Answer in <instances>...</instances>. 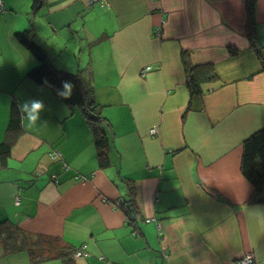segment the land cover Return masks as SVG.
<instances>
[{
  "label": "crops",
  "instance_id": "1",
  "mask_svg": "<svg viewBox=\"0 0 264 264\" xmlns=\"http://www.w3.org/2000/svg\"><path fill=\"white\" fill-rule=\"evenodd\" d=\"M2 1L0 264H34L23 236L85 246L71 264H264V203L241 173L264 125L249 40L264 52V0ZM24 31L51 69L90 83L106 165L81 109L31 75ZM204 66L192 94L189 69ZM28 100L45 105L34 127L17 109Z\"/></svg>",
  "mask_w": 264,
  "mask_h": 264
},
{
  "label": "trees",
  "instance_id": "2",
  "mask_svg": "<svg viewBox=\"0 0 264 264\" xmlns=\"http://www.w3.org/2000/svg\"><path fill=\"white\" fill-rule=\"evenodd\" d=\"M33 1L35 4L38 0ZM250 22V26H252L253 18L250 19ZM253 36L254 34L250 32L249 40L251 46L254 47L264 68V52L256 47ZM15 38L40 60L41 66L37 67L34 73H31L34 78L39 77L37 79L38 83L48 86L56 94L58 90H63L61 87L62 81L67 80L74 85L72 96L66 101L72 106H77L81 109L96 137V143L99 149L98 162L100 166L106 165L105 149L107 141L104 138L102 128L104 119L99 113L98 104L94 101L90 83L77 74L72 75L51 69L46 53L40 46L33 42L30 31L16 33ZM209 68V66H204L202 69H189L193 73L188 75L190 78L188 85L192 89V94H197L200 91V84L212 78L213 74L209 71ZM0 152L4 153V149ZM241 173L252 186L253 199L257 202L264 203V125L259 131L244 141L242 145ZM127 210L129 215L135 213L134 205L129 203ZM22 239L24 242L21 241V247L27 250L34 264L47 262L52 259H61L64 264H71L73 262V253L76 250L58 238L37 236L36 240L33 241L27 236H23Z\"/></svg>",
  "mask_w": 264,
  "mask_h": 264
},
{
  "label": "clouds",
  "instance_id": "3",
  "mask_svg": "<svg viewBox=\"0 0 264 264\" xmlns=\"http://www.w3.org/2000/svg\"><path fill=\"white\" fill-rule=\"evenodd\" d=\"M62 91H57V96L67 100L73 93L74 85L70 81H62ZM45 105L42 100L21 101L17 104V109L21 114L22 122H26L27 127H34L38 119L39 113L44 110Z\"/></svg>",
  "mask_w": 264,
  "mask_h": 264
},
{
  "label": "built area",
  "instance_id": "4",
  "mask_svg": "<svg viewBox=\"0 0 264 264\" xmlns=\"http://www.w3.org/2000/svg\"><path fill=\"white\" fill-rule=\"evenodd\" d=\"M97 1L98 0H91V3L94 4ZM98 2L100 4V6H104L107 3V1H102V0H100ZM2 11H4V5H3V1L0 0V12H2ZM150 69H151L150 66H146L142 71L148 72ZM150 132H151V135H154L156 133V130L152 129ZM50 157L52 160H58V159H60V154L58 152H52L50 154ZM16 200H18V197H16ZM86 254H87V252L85 250V246H83L73 253V257L74 258L83 257ZM251 260H252L251 255L247 254L242 258V263L243 264H250Z\"/></svg>",
  "mask_w": 264,
  "mask_h": 264
},
{
  "label": "rangeland",
  "instance_id": "5",
  "mask_svg": "<svg viewBox=\"0 0 264 264\" xmlns=\"http://www.w3.org/2000/svg\"><path fill=\"white\" fill-rule=\"evenodd\" d=\"M36 44V43H35Z\"/></svg>",
  "mask_w": 264,
  "mask_h": 264
}]
</instances>
